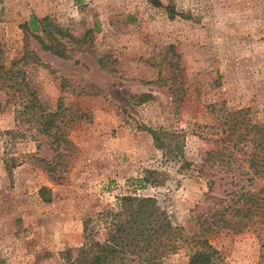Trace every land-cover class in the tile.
Here are the masks:
<instances>
[{
    "label": "rangeland",
    "instance_id": "374dc122",
    "mask_svg": "<svg viewBox=\"0 0 264 264\" xmlns=\"http://www.w3.org/2000/svg\"><path fill=\"white\" fill-rule=\"evenodd\" d=\"M160 2L0 0L1 63L26 83L23 98L0 81V260L68 264L85 222L103 239L99 215L117 212L126 195L157 197L174 226L199 234L226 194L264 183L251 179L246 154L228 166L204 163L221 148L229 113L248 109L264 124V0ZM34 18L81 42L60 38L63 58L44 51ZM31 92L58 113L49 134L34 119L40 109H25ZM159 129L176 134L172 148H157ZM149 171L156 185L138 187ZM210 242L225 264H264L255 228L223 229ZM180 247L163 264H188L190 247Z\"/></svg>",
    "mask_w": 264,
    "mask_h": 264
},
{
    "label": "trees",
    "instance_id": "16d2710c",
    "mask_svg": "<svg viewBox=\"0 0 264 264\" xmlns=\"http://www.w3.org/2000/svg\"><path fill=\"white\" fill-rule=\"evenodd\" d=\"M148 2L155 7H164L160 0ZM171 13V17H174L175 13ZM38 23L42 24V33L47 40L38 38L44 51L63 58L67 57V48L60 42V38H68L69 43L81 42L49 18H34L32 27L36 31L40 29ZM1 54L0 50V81L10 82L7 87L24 98L25 73L20 69L4 70ZM32 56L24 55L21 61L27 62V58L38 59ZM27 97L29 99L25 109H40L34 114V119L41 123L44 133H51L57 127L55 121L58 113L42 109L34 92ZM249 111L238 110L224 118L219 125L222 146L208 152L204 163L215 162L221 167L228 166L234 157L243 153L248 156L251 179L264 180V124L252 122ZM151 134L160 150L172 148V141L177 138L176 134L164 129L153 130ZM167 138L171 139L169 144H166ZM180 148L176 145V149ZM177 155L182 157L179 151ZM147 174L149 176L134 181L138 187L156 185L157 180L153 178L158 172L149 171ZM213 185L214 182L210 181V186ZM119 201L117 212L107 211L99 215L106 222L103 239L97 237L100 232L92 225V218L85 222V242L78 248L75 258L71 259L69 251L66 253L68 264H163L169 255L179 251L183 240L190 247L188 264H225L220 251L211 244V236L223 229L240 233L255 228L264 234V183L259 188L250 190L241 186L226 194V198L212 208L211 212L202 216L200 233L192 236L185 235L183 228L173 225L167 211L155 196L126 195ZM0 264L7 262L0 260Z\"/></svg>",
    "mask_w": 264,
    "mask_h": 264
}]
</instances>
